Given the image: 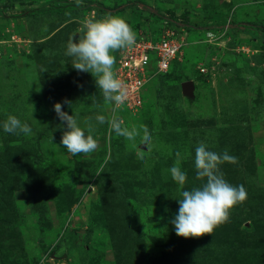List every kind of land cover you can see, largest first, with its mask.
I'll list each match as a JSON object with an SVG mask.
<instances>
[{"label": "rangeland", "instance_id": "obj_1", "mask_svg": "<svg viewBox=\"0 0 264 264\" xmlns=\"http://www.w3.org/2000/svg\"><path fill=\"white\" fill-rule=\"evenodd\" d=\"M73 3L0 0V125L11 114L32 129L25 136L0 127V264H264V0ZM150 12L187 13L179 63L191 94L166 80L163 94L181 95L180 103L166 108L162 100L157 110L161 88L153 79L148 126L145 112L123 114L105 103L92 75L75 70L65 51L85 19L115 15L136 38L154 35ZM57 102L96 139L94 152L74 156L60 146L66 125ZM114 112L124 126L147 127L151 152L139 137H117L95 119ZM201 141L237 158L220 170L247 198L211 235L185 239L171 223L182 189L169 169L179 151L183 190L199 186Z\"/></svg>", "mask_w": 264, "mask_h": 264}, {"label": "clouds", "instance_id": "obj_2", "mask_svg": "<svg viewBox=\"0 0 264 264\" xmlns=\"http://www.w3.org/2000/svg\"><path fill=\"white\" fill-rule=\"evenodd\" d=\"M184 29L183 25L182 30ZM185 32L186 30L182 33L184 39ZM79 33L78 36L70 38L66 45L65 55L72 58V67L78 72L92 75L105 103H114L117 107L123 105L127 93L125 85L113 70L116 63L113 53L134 45L136 33L124 18L115 15L95 20L85 19L82 21ZM142 37L148 36L138 38ZM180 59L176 60L180 61ZM53 107L59 120L66 125V130L61 135L60 146L74 156L94 152L98 147L96 139L91 134L86 135L77 119L62 110L61 103L57 102ZM95 119L100 124L106 123L109 132H114L117 137H124L131 142H135L139 137L140 142L151 152L153 138L147 127L124 126L115 112L111 118L97 115ZM0 127L9 134L25 136L32 134V129L27 123H23L11 114ZM138 155L141 160L144 159L143 153ZM175 155L176 160L169 172L172 180L182 189L181 198L177 200L178 212L171 221L175 233L185 239L211 235L218 226L228 221L231 210L247 198L245 187L229 183L220 170V165L235 164L238 162L237 158L230 155L227 149L218 153L209 150L204 142H199L195 148L194 168L195 178L202 183L190 190H183L188 177L180 166L182 154L177 151Z\"/></svg>", "mask_w": 264, "mask_h": 264}, {"label": "built area", "instance_id": "obj_3", "mask_svg": "<svg viewBox=\"0 0 264 264\" xmlns=\"http://www.w3.org/2000/svg\"><path fill=\"white\" fill-rule=\"evenodd\" d=\"M177 22L179 30L183 29L182 22ZM163 29L157 40L150 37L136 38V42L129 48L119 50L116 56L114 72L125 85L127 99L124 104L116 109H126L135 113L141 106V90L143 85L155 73H165L169 70L174 59H180L182 46L184 44L183 34H178L168 22L164 20ZM153 65L155 66L154 72Z\"/></svg>", "mask_w": 264, "mask_h": 264}, {"label": "trees", "instance_id": "obj_4", "mask_svg": "<svg viewBox=\"0 0 264 264\" xmlns=\"http://www.w3.org/2000/svg\"><path fill=\"white\" fill-rule=\"evenodd\" d=\"M74 0H67V3L68 4H71L73 5ZM92 3L89 5L91 6ZM91 10H94L95 12V15L98 11H101V7H90ZM143 9V8H142ZM20 10V9H19ZM27 11V7L26 8H23V10H20V12L23 14L24 12ZM104 11V10H103ZM152 15H154V17L157 20V23H158V27L156 28L155 30V34L153 35V33H151L152 35L148 37L154 39V40H157L160 33L162 32V29H163V21L164 20H167V21H170V19L173 21V22H168V25H170L172 28H174V30L176 32H178V34H182L184 32V30H179V28L181 26L177 25L178 23L175 22L178 18L180 19L179 22H182V24L184 25V28L187 30L189 28V22H188V17L186 16L187 13L184 12L182 15H180L179 17L173 15V14H170V15H165L164 13H155V12H150ZM138 38V37H137ZM118 53V52H117ZM117 56V54H116ZM180 61L174 59L172 62H171V65H170V68L167 72L165 73H155L151 76V78L143 85L142 87V90H141V98H142V102H141V106L140 108L135 112V113H132L126 109H116L117 111H119L120 113H123V114H130V115H135V114H141L142 112L144 113L145 112V117H147L148 120H144V123L146 125H151V122H150V117L152 116V111H151V105L147 103V98L149 96V90H148V85L152 82L153 79H158L159 81V85H160V88H161V91L159 89V91L155 94L154 96V102H153V108L155 107L157 110L158 109H161L164 105H162V100H166V108H172V104L171 102L175 101L176 103H180V97L181 95H176V97H168L166 96L165 94H163V91L164 90V84L166 82V80H175L177 81V83L180 85L181 83V75H182V69L180 67ZM189 99V98H188ZM190 100V99H189ZM176 104V105H178ZM111 105V104H110ZM158 112V111H157Z\"/></svg>", "mask_w": 264, "mask_h": 264}, {"label": "water", "instance_id": "obj_5", "mask_svg": "<svg viewBox=\"0 0 264 264\" xmlns=\"http://www.w3.org/2000/svg\"><path fill=\"white\" fill-rule=\"evenodd\" d=\"M180 86L182 90H186L189 94H191V83L189 82V80L181 81Z\"/></svg>", "mask_w": 264, "mask_h": 264}]
</instances>
